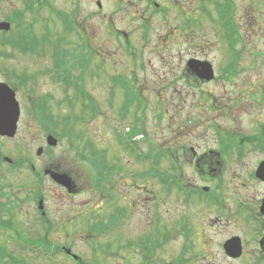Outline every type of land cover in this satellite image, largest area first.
Listing matches in <instances>:
<instances>
[{
  "label": "rangeland",
  "instance_id": "rangeland-1",
  "mask_svg": "<svg viewBox=\"0 0 264 264\" xmlns=\"http://www.w3.org/2000/svg\"><path fill=\"white\" fill-rule=\"evenodd\" d=\"M44 1L0 0V20L13 21L11 15L20 14L16 26L12 24L13 29L0 36V81L15 89L21 109L17 133L13 138L0 139V152L12 163L23 161L19 168L9 166L5 160L0 163V202L6 203L10 212H0L1 218L10 220L0 227V259L9 253L26 264H74L63 253L48 255L41 245L43 241L69 247L92 264H144V261L151 264H253L252 257L232 262L220 249V243L235 232L232 215L225 216L219 208L206 204L209 199L204 203L200 200L185 202L182 192L175 187L168 191L166 186L182 183L198 191L202 186L209 187L208 192L213 189L216 181L202 178L190 163L192 152L189 149L186 154L183 152L184 147H193L197 154L204 148H215L217 133L212 124L237 135L252 134L257 123L264 126V99L258 100V94L264 93V45L258 43L242 48L236 91L210 84L206 87V96L201 97L185 94L187 88L175 78L180 49H139L144 64L137 59L134 67L122 50L104 46L103 51L109 56L105 65L109 75L131 79L141 91V98L137 97L121 119L119 112L125 104L122 93L115 87L116 82H110V93L108 81H88L86 100L79 91H66L51 73L45 74L57 68L70 79L72 65L62 52L64 48L72 49L71 35L67 36V42L57 43L56 52L48 45L45 49L38 48L37 55L34 52L21 54L12 45V39L25 35L21 30L25 27L36 37L31 42L21 43L25 49L35 48L40 42L42 46L47 41L53 42L54 39H48L49 31L55 37L60 33L61 27L52 10L73 9L74 0H47L45 4ZM78 3V11L96 9L90 0ZM82 16V12L78 13V23ZM91 22L94 51L101 50L105 35L97 19ZM205 57L216 63L224 58L215 49H209ZM98 60V56L93 57L92 66ZM12 74L17 75L19 81L35 78L32 81L35 84L19 82ZM256 90L254 100L246 97ZM236 94L241 104L253 107L223 122L222 118H217V109L230 104ZM87 101L91 102L87 104ZM42 103L46 108L40 113ZM91 104L93 112L87 109ZM36 110L43 114L42 119L37 120ZM67 117H70L68 130L63 134ZM135 119L137 123H133ZM132 127L143 131L136 149L124 147L119 140L120 134ZM48 133L57 139L56 146L46 145ZM88 144L104 153L95 157H103L106 167L114 166L111 175L98 187L95 172L83 160L90 156ZM38 147L43 148L39 156L35 154ZM169 151L176 156L175 161L169 158ZM160 152L165 156L158 165L168 180L162 182L156 176L143 181L142 174L151 167L152 154ZM144 154L146 158H141ZM256 159L257 156H249L243 164L231 160L228 170L217 177V180L222 179V197L214 198L215 205L220 207L223 199L230 208L239 192L260 193V187L244 177ZM26 160L41 175L40 184L28 170ZM46 168L68 174L79 191L68 195L64 188L44 176ZM35 192L41 194L43 210L48 212L52 223L47 236H43L37 202L33 199ZM110 219L116 225L110 226ZM214 219L218 222H212ZM96 220L102 222L105 232L92 236L90 227ZM185 221L192 224L188 237L187 231L180 227ZM181 258L186 260L178 263Z\"/></svg>",
  "mask_w": 264,
  "mask_h": 264
},
{
  "label": "flooded vegetation",
  "instance_id": "flooded-vegetation-1",
  "mask_svg": "<svg viewBox=\"0 0 264 264\" xmlns=\"http://www.w3.org/2000/svg\"><path fill=\"white\" fill-rule=\"evenodd\" d=\"M80 1L88 0H74L73 9L68 11L57 9V14H54L61 27L57 35L60 37L63 33L66 38L60 44L68 41V35L72 36L69 41L70 43L72 41L70 86L73 91H76L77 86L87 91L88 81L100 79V81H108L110 92L112 77L105 66L109 56L104 53V46L122 50L132 60L134 67L138 60L144 64L142 56L139 55V49L178 48L181 51L178 52L180 54L179 68L175 78L180 79L187 88L184 90L185 94L206 96L205 90L210 84H218L224 90L229 87L231 91H236L242 48L253 47L258 43L264 45V0H90V3L94 2L95 10L82 8L78 11ZM80 12L83 16L81 22L78 23L77 15ZM94 18L100 22L105 35L101 50L96 51H94L93 29L90 24ZM1 21L10 20L1 19ZM1 34L7 33L0 30V36ZM209 49L217 50L224 58H219L220 61L216 63L212 58L205 57ZM97 56L99 60L92 66L93 57ZM163 63L166 64L165 61ZM207 67L211 70L210 75L205 73ZM55 70L57 76V68ZM12 75L15 80L19 81L17 75ZM52 76L57 81V77ZM206 76L209 77L206 78ZM117 77L121 83H117L115 87H118L123 99L133 98L134 103L137 97L141 98V91L136 89L131 79L123 75ZM32 81L34 79L19 82L33 86L35 82ZM0 82L10 86L6 82ZM59 83L63 84L61 81ZM257 92V90L252 91L246 94V97L254 100ZM237 96L238 94L233 99L231 98L230 104L220 105L217 109L219 112L217 118H222L224 122L253 107L241 104L242 100ZM261 100L263 96L259 99ZM210 107L214 108V105ZM87 109L93 112L94 106L91 104ZM136 121L138 122V119H135L133 123H137ZM256 126L255 131L250 135H237L224 130L222 126L212 124V128L217 133L214 137L215 148H204L199 154L193 147L183 148L184 154L188 149L192 152L190 163L194 164L200 176L211 182L216 181L209 192L207 186H202L198 191L194 186L182 183L173 186L169 184L166 188L169 191L170 188L175 187L177 191L182 192L185 202L191 200L195 203L200 200L204 203L209 199L206 204L219 208L221 214L225 216L232 215L231 220L235 232L229 234L220 243L224 256L232 262L242 257H252L253 264H264V177L256 176L259 164L264 162V126L259 123ZM3 138L6 137L0 135V139ZM168 153L176 159L172 151ZM152 155L150 166L153 177H156L157 154ZM146 156L147 154H144L141 158H146ZM249 156H257V159L246 171L244 177L255 187H260V193L241 194L239 192L230 208L225 206L223 199L222 205L218 207L214 204V198L222 197V179L217 180V177L222 171L228 170L229 164L232 163L231 160L243 164V160ZM53 170L58 171L56 168ZM178 180L181 182L180 177ZM67 194L73 195L76 192ZM38 196L42 199L41 194ZM44 212L45 214L40 213L44 222L51 223L48 212ZM212 222L216 223L218 220L214 219ZM189 226L188 221L180 225L187 231V237L192 230V224ZM229 247L236 249L230 250L232 254L230 256L227 253Z\"/></svg>",
  "mask_w": 264,
  "mask_h": 264
},
{
  "label": "trees",
  "instance_id": "trees-1",
  "mask_svg": "<svg viewBox=\"0 0 264 264\" xmlns=\"http://www.w3.org/2000/svg\"><path fill=\"white\" fill-rule=\"evenodd\" d=\"M19 15H15L13 18H12V20L13 21H15L16 23L18 22V19H19ZM22 30V32H24L25 33V35L27 34L26 32V29H24V28H22L21 29ZM30 32V38L32 39V37H33V34L31 33V30L29 31ZM25 40H27V38H24V35H23V37H21V38H18V47L19 48H22V46H21V43L22 42H25ZM12 45H13V43H12ZM83 67H86V65H83ZM82 95V97L84 98V99H86L87 98V95L85 94V92L83 91V94H81ZM87 100V99H86ZM69 102V101H68ZM88 104V103H87ZM43 105V104H42ZM43 108H46V106L45 105H43V107H41V110H42V112H40V113H43ZM36 113H35V116H36V118L38 119V120H40V119H42L41 117H43V114H40L39 113V111L38 110H36L35 111ZM69 121H70V117H67L66 119H65V121H64V128L65 129H63L64 131H63V134H66V129L68 130V123H69ZM49 129H52V127L51 128H49ZM137 133H142V131L141 130H137L136 128H132V130L127 134V137L126 138H123V137H119V140H120V142H122V144H123V146L124 147H126V148H130L131 147V145H130V143H129V141H130V136H132V135H134V134H137ZM89 145V144H88ZM86 146V145H85ZM87 152H89V157H87V158H83V160L85 161V162H87L88 164H89V166H91L92 167V169H93V171L95 172V180H96V182H95V186L96 187H98V186H100V184L102 183V181L104 182L105 181V179L107 178V177H109L110 175H111V171H113V168L112 167H114V166H110V168H108V167H106L105 166V162H104V159H103V157L102 158H100V157H95V155H104V153H101V152H97V151H95L94 149H92V147L89 145V148H88V150H87ZM165 156V154L164 153H160L158 156H157V169H156V176L162 181V182H164L165 180H167V176H166V174L165 173H163V172H161L160 171V167H159V165H158V162H159V160L160 159H162L163 157ZM2 162V154H1V152H0V163ZM22 162L23 161H20V162H18V163H12V164H10L9 166H14V168H19L21 165H22ZM25 163L28 165V163H27V160L25 161ZM108 168V169H107ZM146 175L147 176H145L144 178H148V176H150L151 175V171L149 170V171H147L146 172ZM143 178V179H144ZM7 223V222H6ZM4 221H2V220H0V226L1 225H4V224H6ZM102 222L101 221H99V220H96V221H94V223H92L91 224V227H90V229H91V235L92 236H95V235H98V234H101V233H103V232H105V228H104V226L101 224ZM42 247L44 248V250H45V252H47L48 253V251H49V253H51V252H53V249H51V247H54L53 245H49L47 242H44L43 243V241H42ZM186 259H180L179 261L180 262H178V263H181V262H183V261H185ZM0 264H26L25 263V261L24 260H20V259H18L15 255H13V254H9L8 253V255H6L5 254V256L4 257H2L1 259H0ZM75 264H92V263H89V262H86L85 260H83L82 258L81 259H79L77 262H75Z\"/></svg>",
  "mask_w": 264,
  "mask_h": 264
},
{
  "label": "water",
  "instance_id": "water-1",
  "mask_svg": "<svg viewBox=\"0 0 264 264\" xmlns=\"http://www.w3.org/2000/svg\"><path fill=\"white\" fill-rule=\"evenodd\" d=\"M10 28V24L7 22L0 23V29L8 30ZM206 75L211 74V70L209 67L205 70ZM209 76H206V78ZM20 115L19 104L15 98V92L7 86L5 83L0 82V135L13 137L17 130V122ZM46 143L49 146H55L57 144V139L54 138L52 135H48L46 137ZM42 148H38L36 153L40 155L42 153ZM45 174H48L51 179L62 186L67 187L68 191L72 190L71 179L66 173H59L52 170H46ZM257 176L264 177V162H261L258 169H257ZM40 208L42 207V202H39ZM262 209V207H261ZM263 210V209H262ZM230 241L228 242V244ZM227 244V246H228ZM231 249L236 250L235 248L231 247ZM230 247L227 249V253H230ZM70 254V251H67ZM237 252H239V248H237ZM73 259H77V256L72 254Z\"/></svg>",
  "mask_w": 264,
  "mask_h": 264
}]
</instances>
